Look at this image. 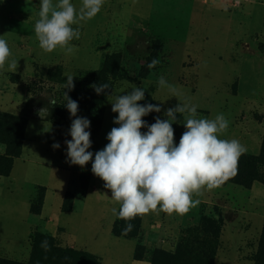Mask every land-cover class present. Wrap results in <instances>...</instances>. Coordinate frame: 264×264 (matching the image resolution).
Listing matches in <instances>:
<instances>
[{
    "label": "rangeland",
    "instance_id": "1",
    "mask_svg": "<svg viewBox=\"0 0 264 264\" xmlns=\"http://www.w3.org/2000/svg\"><path fill=\"white\" fill-rule=\"evenodd\" d=\"M72 3L78 10L82 0ZM39 4L0 0V37L17 61L9 79L0 70V112L15 115L27 98L20 115L54 122L32 121L24 146L33 162L45 164L32 165L29 179L47 184L51 193L44 208L46 188L2 178L9 176L22 131L14 121L0 122V264H142L134 258L149 264H256L264 228L262 183H255L262 191L254 193L235 184L214 189L228 203L226 210L204 202L205 193L195 197L199 205L176 214L173 229L161 235L160 243L159 233H143L139 216L124 234L126 221L112 211L120 206L105 182L95 179L92 162L84 168L69 162L65 141L72 139L76 117L66 108L65 92L80 95L89 89L81 80L94 72L113 86V96L100 111L84 106L77 112L90 121L93 161L109 143L108 133L118 127L114 96L134 86L143 87L145 97L161 107L155 119H166L167 109L178 106L179 100L197 106L198 117L223 113L230 124L221 138L237 139L247 148L245 154L259 155L264 142V0H105L96 17L73 25L80 38L71 41V54L39 47L34 30ZM154 59L159 63L149 68ZM68 75L74 77L72 90L65 87ZM162 75L176 86L179 97L159 86ZM46 107L48 114L38 115ZM60 112L62 117L55 116ZM96 121L102 123L101 132ZM172 123L174 133L182 136L185 114L178 113ZM54 143L60 148L54 149ZM166 226L162 224L161 231ZM45 240L48 251L41 247Z\"/></svg>",
    "mask_w": 264,
    "mask_h": 264
},
{
    "label": "clouds",
    "instance_id": "2",
    "mask_svg": "<svg viewBox=\"0 0 264 264\" xmlns=\"http://www.w3.org/2000/svg\"><path fill=\"white\" fill-rule=\"evenodd\" d=\"M105 0H82L77 10L72 0H40L39 19L34 30L39 47L51 53L57 48L71 54L75 48L71 41L80 38L79 25L100 13ZM0 37V70L7 63L9 71L16 70L17 61L11 59L12 53L7 41ZM159 60L154 59L149 68H154ZM74 77L67 76L68 90L74 88ZM158 84L167 88L176 97L179 90L168 84L165 77H159ZM95 92L105 94L109 85H92ZM145 89L134 86L132 91L114 96L111 103L113 113H118L113 127L107 135L109 143L104 149L95 153L92 147L90 121L77 117L79 105L65 92L66 108L73 119L70 129L72 139L65 141L67 156L72 165L84 168L92 162V172L103 180L104 187L111 192V199L119 204V210L113 208V215L126 221L124 234L133 228L131 221L149 213L163 212L168 215H184L200 203L195 197L205 191H212L238 173V162L247 148L237 139L221 138L229 128L230 121L223 113L214 118L198 117L197 106L181 102L175 108L165 112L166 119L158 116L155 123L148 125L144 117L150 113H160L161 107L156 104L142 105ZM113 96V93L111 95ZM55 101H51L54 104ZM49 109L43 108L38 115L44 117ZM185 114L186 131L180 138L179 145L174 142L172 121L177 114ZM147 128L144 133L141 129ZM54 149L60 144L54 143ZM41 247L49 250L48 241Z\"/></svg>",
    "mask_w": 264,
    "mask_h": 264
},
{
    "label": "trees",
    "instance_id": "3",
    "mask_svg": "<svg viewBox=\"0 0 264 264\" xmlns=\"http://www.w3.org/2000/svg\"><path fill=\"white\" fill-rule=\"evenodd\" d=\"M154 52H156V48L153 49ZM82 84H89V85H103V84H107L109 85V89L108 92H106L105 94H100L98 95L95 90L90 87L87 90H84L83 92L80 93V95H70L69 97L76 101L79 105L78 111H81L83 109L84 106H90L92 107V109L94 111H100L101 107L103 106L104 102L106 101V99L109 97V95H111V93L113 92V86L108 82L105 81L97 72H94L92 74H90L89 76H87L86 78L81 80ZM85 96L87 99L86 101H82L81 99L83 98V96ZM142 105H146V104H155V101L153 100V98L151 96H146L145 99L143 101L140 102ZM67 105V102H66ZM87 111L90 113L91 109L87 108ZM61 114H56L55 116L57 117H62V112H60ZM92 115V113H91ZM95 115V114H93ZM145 118H147L148 123L151 125L153 123H155V112L150 113L149 115L145 116ZM0 122H5L6 120H10V121H14L17 123L19 129L22 131V136H21V140L20 142H18L19 149L18 151H15V153L13 154V161L16 158H19L22 154V150H23V144L25 142V134H26V130H27V126L29 123V120L31 119V116L25 115V114H21V115H1L0 112ZM92 119V118H91ZM93 120V119H92ZM101 122H97L96 121V125L95 127L97 129H99L97 132L100 131L101 129ZM10 138L13 139H17V135L16 134H11ZM13 150L14 152V147L11 149V151ZM13 166V162L11 165V168L9 170V172L7 173L6 176H8L11 172ZM255 183H262L264 184V142L263 145L261 147V152L259 155H248V154H244L240 157L239 162H238V173L235 177L230 178L228 181L224 182L221 186H227L228 184H235L238 186L243 187L244 189L250 190L253 185ZM141 221H142V217L140 220V225H141ZM63 257H67L66 254H63ZM138 260V258H136ZM142 258H139V260ZM256 264H264V228H263V232H262V237L260 240V244H259V250L258 253L256 255Z\"/></svg>",
    "mask_w": 264,
    "mask_h": 264
},
{
    "label": "crops",
    "instance_id": "4",
    "mask_svg": "<svg viewBox=\"0 0 264 264\" xmlns=\"http://www.w3.org/2000/svg\"><path fill=\"white\" fill-rule=\"evenodd\" d=\"M1 73L4 74L5 76H7V78L9 79V75L12 73V71H9V70H7V68H5L4 70L1 71ZM13 84L17 85L16 83H13ZM17 88H19V87H17ZM13 90L16 91V87H14ZM26 100H27V98L24 101H22L20 105L17 106L18 107V109H17L18 112H16L15 115H20L21 111L23 110L24 102ZM11 103L14 104V101L11 102ZM32 121H37V124L43 123V122L54 123L52 121H43V120H38V119H36V120L31 119V120H29V123H28V126H27V130H26V134H27L28 128H29V126H30ZM103 125H104V122H103ZM176 130L177 129L175 128V131ZM26 134H25V142L23 144V150H22L21 156L19 158L14 159L13 166H12V169H11V172H10L9 176L8 177H2V178H6V179L10 180V182H14V183L18 184L19 186L20 185H24V184H30V183L31 184H35L36 181L34 179H32V180L29 179V177H31L30 172H29V168L32 165L37 166V167H39L40 165L41 166L45 165L43 162H41V163L40 162H38V163L37 162H33V160H31V156L32 155H30V154L25 155L24 146H25L26 141H27ZM174 135L176 136V143L175 144L179 145L181 136L177 134V131L174 133ZM49 167H52V166H49ZM97 178L98 177L96 176L95 179H97ZM35 185L42 186V187L46 188V196H45V203H44V208H45L46 203H47V198L49 196V193H51V187L48 186L47 184L46 185H42V184H40L39 181L36 182ZM250 190L253 193L256 192V191H262L259 188H257L256 184H254L253 187ZM67 192H68V190H65V192H63L64 193L63 194L64 197L67 194ZM209 192H211V195H209ZM204 193H205L204 202H209L211 205L215 204V205L221 206V208L223 210H226L229 207V205H227L228 203L223 201V198H222L223 196H221V199H220L218 194H214L213 193V190L212 191H205ZM87 198H88V196H87ZM201 198H203V197H201ZM213 200H215L214 203H212ZM174 216H176V214L168 215V214H165L163 212L162 213L161 212H159V213H149V214L144 215L143 218H142V221H141L143 233H147V234H149L150 232L159 233V236L157 237L158 238L157 241L160 243L161 235L165 236V234L167 235L169 233L170 229H173L174 224H175ZM164 223L167 225L166 226L167 228L164 227L165 229L163 228V230L161 231V229H160L161 225L164 224ZM69 230H70V228L68 227V230L66 229L64 231V233H63L64 234V238H65L64 241H67L65 236L66 235L68 236V234H70ZM134 260L137 261L138 263H142V264L143 263L145 264V262L148 263L145 260H137L135 258H134Z\"/></svg>",
    "mask_w": 264,
    "mask_h": 264
}]
</instances>
